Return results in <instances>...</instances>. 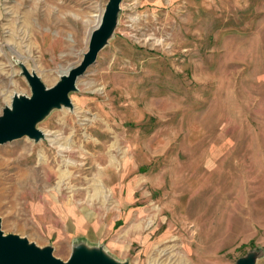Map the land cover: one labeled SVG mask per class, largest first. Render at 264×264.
<instances>
[{"label": "rangeland", "instance_id": "rangeland-1", "mask_svg": "<svg viewBox=\"0 0 264 264\" xmlns=\"http://www.w3.org/2000/svg\"><path fill=\"white\" fill-rule=\"evenodd\" d=\"M108 1L0 0V115L27 73L51 87L82 59ZM68 98L41 140L0 144L4 235L62 261L264 264V0H119Z\"/></svg>", "mask_w": 264, "mask_h": 264}, {"label": "water", "instance_id": "water-1", "mask_svg": "<svg viewBox=\"0 0 264 264\" xmlns=\"http://www.w3.org/2000/svg\"><path fill=\"white\" fill-rule=\"evenodd\" d=\"M119 0H109L100 21L90 32L88 48L82 59L62 73L51 87H45L35 73H27L31 95L21 96L12 103V109H3L0 115V144L23 135L39 139L43 134L36 129V123L52 107L69 105V92L75 89L76 78L96 60L98 51L116 24ZM0 264H118L105 258L97 251L78 252L66 261L53 256L50 249H38L25 239L15 235H4L0 229ZM240 264H246L241 262Z\"/></svg>", "mask_w": 264, "mask_h": 264}, {"label": "bare ground", "instance_id": "bare-ground-1", "mask_svg": "<svg viewBox=\"0 0 264 264\" xmlns=\"http://www.w3.org/2000/svg\"><path fill=\"white\" fill-rule=\"evenodd\" d=\"M102 14H103V11H102ZM102 14L101 13H98L97 15H96V17H97V20H98V22L100 21V18H101V16H102ZM97 22V23H98ZM96 23V24H97ZM95 24V25H96ZM95 27V26H94ZM80 62V61H79ZM78 62V63H79ZM77 63V64H78ZM70 69V67L68 68V69H66L64 72H62V73H67V71ZM18 99H21V97H19L18 95H13L12 97H11V102H10V104L9 105H7L6 106V109H9V110H11L12 109V103L15 101V100H18ZM43 137H40V139L39 140H41ZM110 168V167H109ZM225 177H223V183H224V186H226L225 188H227V186H228V182H227V178H225ZM214 190V187H212V188H209V187H207L206 189H204L203 190V192H202V195H205V193L206 194H208V198H206V199H204V201L205 202H212V201H214V198H212L213 196H216L217 195V191H213ZM200 201H202V199L200 200Z\"/></svg>", "mask_w": 264, "mask_h": 264}]
</instances>
